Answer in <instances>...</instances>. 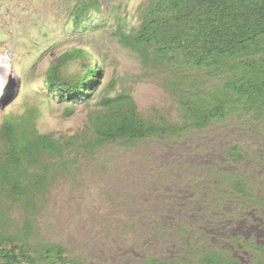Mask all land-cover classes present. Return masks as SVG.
Listing matches in <instances>:
<instances>
[{
    "label": "rangeland",
    "instance_id": "rangeland-1",
    "mask_svg": "<svg viewBox=\"0 0 264 264\" xmlns=\"http://www.w3.org/2000/svg\"><path fill=\"white\" fill-rule=\"evenodd\" d=\"M142 1L96 0L78 26L77 0H0V51L19 81L0 103V128L8 118L40 134L75 137L64 151L71 162L65 168L46 155L19 172L22 196L0 177V264H264V228L240 220L235 226L222 210L234 206L224 182L258 179L264 169L256 151L264 147V108L235 109L174 136L85 146L89 118L119 94L129 95L146 119L170 129L182 125L176 72L144 65L118 35L138 26ZM78 49L93 54L85 62L95 59L98 77L88 94L61 98L49 70L57 64L67 81L80 80L82 59L61 58ZM200 73L183 80L187 91L196 85L207 93L220 81ZM44 164L35 193L33 173Z\"/></svg>",
    "mask_w": 264,
    "mask_h": 264
},
{
    "label": "trees",
    "instance_id": "trees-1",
    "mask_svg": "<svg viewBox=\"0 0 264 264\" xmlns=\"http://www.w3.org/2000/svg\"><path fill=\"white\" fill-rule=\"evenodd\" d=\"M94 3L96 0H77L75 25L79 26L80 17ZM139 9L138 26L129 34L119 30L118 35L144 65L150 62L151 66L176 72L173 83L180 92L182 125H171L170 129L146 119L129 95L119 94L106 100L105 109L89 118L85 146L94 150L106 143L137 141L153 134L174 136L204 127L235 109L264 108V0H143ZM85 54L93 58L90 51L82 49L61 56L63 60L82 59L84 74L73 84L60 76L57 64L50 68L49 83L59 90L61 98L74 99L92 90L100 69L95 59L88 65ZM200 72L218 77L219 83L207 93H201L196 85L187 91L183 80L192 77L194 81L202 76ZM165 86L171 88V81ZM53 135L40 134L26 122L3 119L0 139L6 150L0 155V177L14 185L13 194L22 196L18 178L27 165L38 163L46 155L59 157L62 168L71 163L64 161L63 155L75 137ZM47 170L44 164L42 171L33 173L30 190L39 193Z\"/></svg>",
    "mask_w": 264,
    "mask_h": 264
},
{
    "label": "flooded vegetation",
    "instance_id": "flooded-vegetation-1",
    "mask_svg": "<svg viewBox=\"0 0 264 264\" xmlns=\"http://www.w3.org/2000/svg\"><path fill=\"white\" fill-rule=\"evenodd\" d=\"M259 143L260 141L257 142V144ZM256 151L260 153L258 158L264 160V147H258ZM258 164L264 167V161H260ZM256 177H258V179L242 177L239 180L238 178L240 183L236 185H233L236 180L232 181L231 185L228 182H224V184L229 187L227 191L232 195L231 199L229 198L227 201H232L234 206L229 209L223 207L222 210L228 212V220H232L235 226L237 221L240 220V225H254L256 229L261 231V229L264 228V169L258 171ZM221 184L223 185V181H221ZM240 184L248 188V193L242 191L239 186ZM226 229H229L228 226ZM239 237L238 233L234 236H230L232 239Z\"/></svg>",
    "mask_w": 264,
    "mask_h": 264
},
{
    "label": "clouds",
    "instance_id": "clouds-1",
    "mask_svg": "<svg viewBox=\"0 0 264 264\" xmlns=\"http://www.w3.org/2000/svg\"><path fill=\"white\" fill-rule=\"evenodd\" d=\"M16 82L19 81L16 79ZM16 82L14 80V73L9 72L6 78H4V75L0 73V103L5 101L9 94L13 92V87L17 86Z\"/></svg>",
    "mask_w": 264,
    "mask_h": 264
},
{
    "label": "bare ground",
    "instance_id": "bare-ground-1",
    "mask_svg": "<svg viewBox=\"0 0 264 264\" xmlns=\"http://www.w3.org/2000/svg\"><path fill=\"white\" fill-rule=\"evenodd\" d=\"M10 64L11 60L7 57V55L0 52V73L4 75V78L7 77L9 72L13 73Z\"/></svg>",
    "mask_w": 264,
    "mask_h": 264
},
{
    "label": "water",
    "instance_id": "water-1",
    "mask_svg": "<svg viewBox=\"0 0 264 264\" xmlns=\"http://www.w3.org/2000/svg\"><path fill=\"white\" fill-rule=\"evenodd\" d=\"M16 84H17V82H16ZM14 94H15V92H14L13 95L10 97L9 101L14 97Z\"/></svg>",
    "mask_w": 264,
    "mask_h": 264
}]
</instances>
